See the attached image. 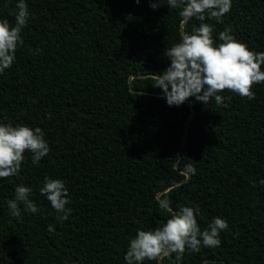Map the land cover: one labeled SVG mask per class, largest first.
I'll use <instances>...</instances> for the list:
<instances>
[{
	"label": "trees",
	"instance_id": "trees-1",
	"mask_svg": "<svg viewBox=\"0 0 264 264\" xmlns=\"http://www.w3.org/2000/svg\"><path fill=\"white\" fill-rule=\"evenodd\" d=\"M5 3L0 18L11 24L15 0ZM26 3L23 44L0 73V121L40 127L50 151L37 165L26 152L18 177L0 179V264H124L136 230L161 227L180 205L199 206L201 229L212 217L228 227L219 247L186 251L179 264H264V82L253 99L224 90L225 106L188 98L168 107L153 87L162 53L199 21L148 0ZM204 22L214 38L231 25L264 51V0H232L223 24ZM45 176L68 190L64 221L39 193ZM20 183L38 212L21 204L17 218L5 201ZM160 264H176L175 253Z\"/></svg>",
	"mask_w": 264,
	"mask_h": 264
},
{
	"label": "clouds",
	"instance_id": "clouds-1",
	"mask_svg": "<svg viewBox=\"0 0 264 264\" xmlns=\"http://www.w3.org/2000/svg\"><path fill=\"white\" fill-rule=\"evenodd\" d=\"M133 3L138 5L140 0H133ZM162 5L179 8L178 15L184 23L189 19L200 22L193 25L191 33H181L179 41L165 47L162 53L168 63L156 75L153 87L160 90L166 106L179 107L188 98L202 104L211 98L217 106H225L229 97L219 94L224 90L241 98L253 99L252 86L264 82V71L261 70L264 51H254L237 40L231 25H225L214 38L213 25L204 22L207 19L223 24L232 0H148V7L152 10ZM8 15L13 16L11 24L7 18H0V73L13 65L16 50L23 44L21 32L30 16L26 0H15L14 9ZM44 136L40 127L0 121V179L18 177L26 152L30 153L33 165L46 157L50 148ZM187 171L194 173L195 170L189 165ZM259 183L264 184V179ZM39 193L57 214V220L68 218L71 213L66 207L68 190L61 179L45 176ZM31 194L30 186L23 183L15 186L12 198L5 201L11 216L20 217L18 205L21 204L25 213L38 212L30 199ZM159 206L168 208L169 205L166 199H162ZM199 215L198 205H180L161 227L153 230L138 228L122 254L124 264H144L145 261L160 264L172 253L179 264L186 251L195 253L201 247H219L220 233L227 229V221L212 217L201 229L196 219ZM47 230L53 231L52 226L48 225Z\"/></svg>",
	"mask_w": 264,
	"mask_h": 264
}]
</instances>
